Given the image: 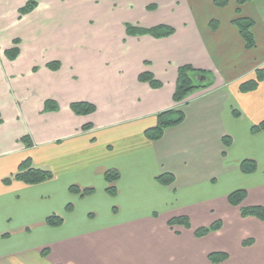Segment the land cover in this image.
Here are the masks:
<instances>
[{"label":"crops","instance_id":"0c3cea01","mask_svg":"<svg viewBox=\"0 0 264 264\" xmlns=\"http://www.w3.org/2000/svg\"><path fill=\"white\" fill-rule=\"evenodd\" d=\"M64 1L38 0L21 17L27 0H0V264H213L208 257L214 252L230 255L222 264H264V233L259 250L254 243L243 246L252 233L241 234L238 255L210 242L228 228L264 224L243 218L228 201L245 190V206H264V133L252 132L264 122V82L241 91L264 68L262 0L240 7V16L254 22L253 50L233 23L237 0H227L225 8L215 0H179V6L164 0L174 15L144 26L175 29L163 39L128 36L124 24L101 26V15L114 13L119 0H67L80 5L73 24L54 28L53 9ZM14 48L19 56L11 61L5 52ZM53 62L61 64L58 71L48 67ZM183 66L209 73L213 85L177 104ZM146 73L162 87L141 82ZM48 101L59 110L47 113ZM79 102L96 112L75 115L71 105ZM176 109L184 121L161 140H148L145 133L157 126V116ZM86 125L91 129L84 131ZM225 137L231 138L229 148ZM27 159L54 178L6 185ZM248 159L258 164L251 175L241 171ZM110 170L121 176L115 196L107 192ZM166 173L176 178L172 186L157 181ZM74 186L94 193L81 198L70 191ZM52 215L62 216L63 225L48 226ZM179 217L195 227L171 228L168 223ZM216 222L220 231L195 236L196 229Z\"/></svg>","mask_w":264,"mask_h":264},{"label":"trees","instance_id":"16d2710c","mask_svg":"<svg viewBox=\"0 0 264 264\" xmlns=\"http://www.w3.org/2000/svg\"><path fill=\"white\" fill-rule=\"evenodd\" d=\"M115 1V0H114ZM258 0H237V4L239 9L237 10L239 17L233 22L237 27L240 36L245 43V47L247 50H253L256 48L257 44L253 35V27L254 22L251 19L244 18L240 16V7L243 5L254 2ZM214 4L218 7L225 8L228 5L227 0H215ZM38 6V0H27V4L24 8L20 10V16H26L32 13ZM212 24V23H211ZM126 33L131 37H140V36H151L156 39L169 38L175 34V29L169 26L160 25L151 29H144L140 27H134L131 25H126ZM16 44H19L18 41H15ZM5 55L11 61H14L19 56V49L14 48L12 50L6 51ZM48 67L53 71H58L61 67L59 62H53L48 65ZM197 74H204L211 77L209 73L201 72L195 70L192 66H183L179 68L178 71V81L177 87L174 94V101L177 104H182L185 100L195 91L208 89L213 85V81L205 85H200L195 82L194 76ZM212 78V77H211ZM140 81L144 83H149L152 88L160 89L162 84L157 82L155 78L149 74H143L140 76ZM264 82V68L257 69L255 71V78L251 81L245 82L241 86V91L243 93L251 92L257 89L260 83ZM59 110L57 104L52 101H48L46 103L45 111L47 113L57 112ZM71 110L77 116H88L92 115L96 112V107L92 104L79 102L71 105ZM235 116H239L235 111ZM185 119L184 112L182 110H171L164 113H161L157 116V126L151 129H148L145 133V136L150 141H159L163 138L164 133L167 129L177 126L181 124ZM91 129L90 125L84 126L83 130L88 131ZM252 132L254 134L264 133V122L254 126L252 128ZM22 142L28 147L31 148L33 146L32 141L29 137L23 138ZM224 144L227 148H229L232 144L231 138L225 137ZM258 170V164L255 160L248 159L245 160L241 164V171L245 175H251L256 173ZM120 173L116 170L107 171L105 174L106 182L109 187L107 188V192L111 196H115L117 194L116 183L120 179ZM54 178V174L50 170L35 168L30 159L23 161L18 169L17 174L13 177L8 178L4 181L6 185H10L14 181L22 182L26 185H40L51 181ZM157 181L165 186H172L176 178L173 174L166 173L160 175L157 178ZM73 194L79 195L81 198H86L91 196L94 193V189H81L79 187H72L70 190ZM248 193L245 190H239L232 193L229 198V204L233 207H237L241 211V215L243 218L253 217L262 222H264V206L255 205V206H245V201L247 200ZM72 208V205L67 207L68 210ZM64 223V219L59 215H52L46 219V224L50 227H60ZM168 225L173 228L174 226H180L185 229H191V222L188 217H179L172 219ZM221 223L216 222L212 227H202L195 230V236L199 239L207 237L209 234L218 232L221 230ZM253 239H248L244 241L243 246L247 247L249 245H253ZM46 250L44 255H46ZM230 255L226 252H214L209 255L208 259L213 264H222L228 261Z\"/></svg>","mask_w":264,"mask_h":264},{"label":"rangeland","instance_id":"374dc122","mask_svg":"<svg viewBox=\"0 0 264 264\" xmlns=\"http://www.w3.org/2000/svg\"><path fill=\"white\" fill-rule=\"evenodd\" d=\"M169 4H175L178 5L180 2L179 0H166ZM164 0H119V3L117 4V9L114 11V13L104 12L101 17V26H107L108 25L112 26L111 24L116 25L113 28L119 29V27L123 25L125 28L126 25H131L134 27H140L144 28L146 24L151 23L150 21L153 19L156 20H163L168 18L171 13L174 15V11H169L167 12V6L168 4H165L166 2ZM210 1V0H209ZM212 1V0H211ZM166 2V3H167ZM198 2H201L203 5L206 2V0H198ZM65 5L63 6H57V9H53L54 14H55V21H54V28L61 27L64 28L66 26H70L73 24L74 18L73 15L78 12V9L80 8V5H69L67 4V0L64 1ZM259 11L261 14L264 13V0H262L259 3ZM102 3L100 4V6ZM68 6L70 8H68ZM179 6V5H178ZM99 11V10H97ZM121 22V23H120ZM107 23V24H106ZM99 22L97 20H94V26H97ZM119 25V26H118ZM53 165L52 163H50ZM92 215H89L88 217L90 218ZM92 220H95L92 219ZM251 221H246L245 224H248ZM213 225H204L202 227H212ZM261 227L258 228H252V227H247L246 225L240 226V227H235V228H228L225 233H223V237H212L210 239L211 244H216L218 245L219 243L225 247V249L231 251L233 255H238L240 252H243V249L241 245L239 244V239L240 235L243 234L245 231L248 233H252L251 237L253 238V242L255 244V249L259 250V247L261 246L260 241L262 239V235L264 233V224L260 225ZM192 227L193 226L192 224ZM198 227V226H196ZM156 231V230H155ZM233 232L237 233L236 236L234 237ZM151 233V236L154 237ZM212 234V233H211ZM210 235V234H209ZM208 235V236H209ZM205 238V237H204ZM248 240V239H247ZM59 256V254H56ZM232 264H236L237 260L234 259L231 262ZM230 263V264H231Z\"/></svg>","mask_w":264,"mask_h":264},{"label":"water","instance_id":"95a60500","mask_svg":"<svg viewBox=\"0 0 264 264\" xmlns=\"http://www.w3.org/2000/svg\"><path fill=\"white\" fill-rule=\"evenodd\" d=\"M194 80L196 83L200 84V85H205L210 83V81L212 80V78L208 75H204V74H197L194 76Z\"/></svg>","mask_w":264,"mask_h":264}]
</instances>
